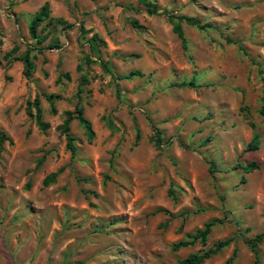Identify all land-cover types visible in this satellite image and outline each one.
Segmentation results:
<instances>
[{
	"label": "rangeland",
	"instance_id": "374dc122",
	"mask_svg": "<svg viewBox=\"0 0 264 264\" xmlns=\"http://www.w3.org/2000/svg\"><path fill=\"white\" fill-rule=\"evenodd\" d=\"M150 2L161 15L137 0H0V264H177L228 239L203 264H253L248 244L264 264V0ZM168 15L208 26L181 21L183 48ZM36 98L45 132L26 114ZM76 108L94 137L71 121L72 157L59 126ZM212 220L205 244L172 250Z\"/></svg>",
	"mask_w": 264,
	"mask_h": 264
},
{
	"label": "trees",
	"instance_id": "16d2710c",
	"mask_svg": "<svg viewBox=\"0 0 264 264\" xmlns=\"http://www.w3.org/2000/svg\"><path fill=\"white\" fill-rule=\"evenodd\" d=\"M6 1L10 2V4H13L12 3L13 0H6ZM137 3L139 5L144 6L146 12L149 15H161V13H159L157 10L156 5L151 3L150 0H137ZM167 18H168V21L173 25V32L177 35L178 39L181 41V45L183 48H185V39H184V35H183V29L181 26V21H184L186 24H188L190 26H197V27H199V29H203L204 27L208 26V25H200L199 21H197L196 19L191 18V17H183L182 18V17L175 16V15H168ZM47 19H50L49 18V5H48V3H44L43 6L35 13L32 21L29 24L28 31H29V35H30L32 43H35L36 45H40L46 39V36L40 37V35L38 33V28H39L40 24L43 22V20L46 21ZM58 22H62V21L58 20ZM131 25L135 28H144L143 26L139 25L138 22L135 20L131 21ZM22 62L24 65L23 75L25 76V78H29L35 69L33 60L27 54L22 59ZM259 73L261 75V81L263 84L262 85V91H261L262 92V97H261L262 105L259 109V114L262 117L263 122H264V74L260 70H259ZM133 77H142V73H140L139 71H131L128 75L122 77V79H131ZM189 86L193 87L194 82L191 81L189 83ZM54 98L55 97H53V96H48V97H46V100L48 103L53 105ZM27 105H28V107L26 108L27 116L30 118H34L39 130L45 132L48 128V124L42 121V113H41V108L39 106L38 98H36L33 102H28ZM32 109L34 110V112ZM51 111H52V113H55V109L53 107H52ZM73 120H76L78 122V125L85 131V134H86V137L88 140H92L94 137V132L92 130L91 123L85 118L82 108H76L74 111L66 112L65 113V119H64L63 123L59 126V129L61 131V134L65 137L66 148H67V150L70 151L72 157L75 154V146L73 143L75 141V138L70 133L69 125H70V122ZM251 126H252V124H251ZM156 138H157L156 144H157V146H159V141H158L159 138L158 137H156ZM6 140H8V138L6 137V135L2 131H0V150L2 149V145H3L4 141H6ZM138 140H139V134L137 132L136 141H138ZM258 146H259V135L254 134L252 140L250 141V143L245 148V151H247V152L248 151H256L258 149ZM237 168L241 169L245 173H248V172L250 173L254 170H258L259 165L256 164L255 162H250V163L248 162V164H246V165L237 164ZM59 172L60 171H58L56 173H52L49 176H47L43 180V184L45 186L53 184L55 182V179H56L57 175L59 174ZM217 222L221 223V221H217V220H212L210 222H207L204 225L203 230L198 231L197 234L192 237V240H190V241H188V240L179 241V242L172 245V250L178 251L180 248L188 247L191 244H193V241L198 240V239L201 240L202 244H205L206 239L211 232V229H213L212 227H214L215 223H217ZM188 238H190V237H188ZM261 239H262V235H259L258 236L259 241H256V243H259L261 241ZM230 241H231V239L217 242L213 245V248L203 250L199 253L190 254L186 258L180 260L177 264H203L211 256L216 255L220 250L227 247L229 245ZM248 246H249L251 252L254 254V263L253 264H258L259 257H258V252L255 249V244H248ZM230 260L231 259H229V261Z\"/></svg>",
	"mask_w": 264,
	"mask_h": 264
}]
</instances>
